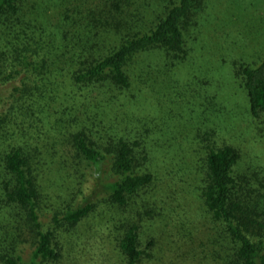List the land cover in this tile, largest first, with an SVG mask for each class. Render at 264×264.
Segmentation results:
<instances>
[{
  "label": "trees",
  "instance_id": "trees-1",
  "mask_svg": "<svg viewBox=\"0 0 264 264\" xmlns=\"http://www.w3.org/2000/svg\"><path fill=\"white\" fill-rule=\"evenodd\" d=\"M36 1L0 0V86L11 87L5 100L0 99V145H5L0 153V264H60L66 243L101 207L116 216L110 237L121 264H167L164 239L158 237L161 203L151 195L157 178L149 166L151 142L146 137L152 127L145 123L149 118L139 120L134 114L138 95L130 93L132 75L139 59L151 53L163 55L165 70L160 73L168 77L192 57L186 32L202 0H163V9L154 5L158 0ZM54 12H60L57 24L42 20ZM75 27L84 28L83 35L70 31ZM107 30L113 43L103 46L98 36ZM232 76L245 93L251 118L264 122V50L251 62L232 61ZM147 83L148 78L140 77L139 86ZM97 85L113 93L110 103L116 109H129L125 114L132 123L145 120L132 128L139 132L136 136L118 134L113 126L104 130L98 114L94 119L100 123L92 125L106 139L96 137L87 124L91 119L78 125L81 101L74 90ZM206 99L198 115L208 120L214 102ZM60 107L67 117L55 122H65V128L77 125L69 135L74 164L107 167L115 178L99 182L81 203L73 195L62 204L54 202L43 183L48 155L57 143L51 135L44 138L43 131L54 127ZM34 129L38 136L29 132ZM197 133L198 148H189L198 155L191 181L213 225L216 239H210L209 257L215 256V264H264V171H241L239 150L218 141L216 130ZM76 165L80 185L87 172ZM26 243L32 247L28 259L20 249ZM169 258L168 264L188 262Z\"/></svg>",
  "mask_w": 264,
  "mask_h": 264
},
{
  "label": "rangeland",
  "instance_id": "rangeland-1",
  "mask_svg": "<svg viewBox=\"0 0 264 264\" xmlns=\"http://www.w3.org/2000/svg\"><path fill=\"white\" fill-rule=\"evenodd\" d=\"M154 5L163 9L162 6L167 4L158 0ZM59 13H49L42 20L50 19L57 24ZM194 13L186 32L192 57L168 77L160 73L165 70L163 55L155 52L144 56L135 64L137 70L132 75L133 89L130 93L138 95L137 102H133L136 118H149V122H142L152 127V134L146 140L151 142L149 166L157 178L156 187L152 189L155 192L151 191V195H156L161 203L159 212L163 214L158 237L164 239L161 247L165 254L164 262L170 263L169 256L174 255L180 260L186 259V264H215V256L209 257L211 254L207 253L210 239L215 238L212 221L205 216L202 201L195 192L196 184L191 181L192 171L198 168V155L193 150L190 153L189 148H198L195 141L198 130L213 129L217 132L218 141H225L239 150L241 171H264V122L251 118L245 93L232 76V61L251 62L264 50V0H202V6ZM83 30L80 27L70 29L73 34L79 32L78 36L83 35ZM112 36L109 30L103 31L98 41L108 46L113 43ZM149 64H153L154 71L147 68ZM140 77L143 80L148 78L147 86H139ZM139 87L142 89L140 92ZM10 91L9 85L0 86V99L4 101ZM74 91L81 101L77 111L78 125L79 120L87 118L91 119L87 122L88 126H93V121L96 127L100 122L94 117L98 114L100 121L104 122L101 127L106 131L113 126L121 135L128 132L133 137L139 133L132 128L143 126L142 122L132 123L125 114L129 109H116V105L110 103L113 93L106 88L101 89L97 85ZM186 91L195 97L187 96ZM206 98L214 102L212 110L206 115L208 120L198 115ZM62 111L64 109L60 107L61 114L53 119L54 127L43 131L47 133L44 138L51 135V139L57 142L52 155H48L49 166L45 168L47 173L43 183L46 192L51 191L54 202L62 204L66 197L73 195L81 203L96 191L99 182L115 178L107 167L97 170L85 163L74 164L69 135L77 125L65 128V122L56 123V118L65 120L67 117ZM132 119L134 121L135 117ZM95 127L96 137L106 139L105 133L98 134L96 131L102 129ZM29 132L38 136L35 129ZM8 137V141L12 142L14 137ZM4 147L0 145V153ZM74 165L87 172V181L80 185L74 176ZM104 196L102 193L99 198ZM115 218V214L106 207L99 208L93 218L84 222L71 243H66L65 257L60 264H121L110 237ZM20 249L24 258L28 259L31 244L26 243Z\"/></svg>",
  "mask_w": 264,
  "mask_h": 264
}]
</instances>
